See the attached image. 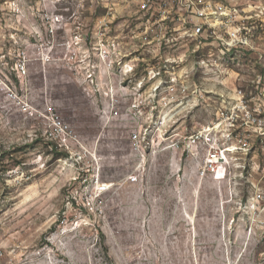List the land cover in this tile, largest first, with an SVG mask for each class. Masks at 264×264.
Listing matches in <instances>:
<instances>
[{"label": "rangeland", "instance_id": "374dc122", "mask_svg": "<svg viewBox=\"0 0 264 264\" xmlns=\"http://www.w3.org/2000/svg\"><path fill=\"white\" fill-rule=\"evenodd\" d=\"M135 11L131 0H0L1 46L9 39L31 53L44 42L52 47H42L41 59L30 64L32 103L54 106L93 147L107 187L96 194L93 171L79 177L66 153L34 136L42 120L0 92V264H264V201L252 200L264 196L261 156L198 180L180 152L160 151L143 180L127 181L135 163L131 120L102 115L72 66L81 54L77 59L67 43L80 33L90 47L102 18ZM191 60L193 109L171 117L188 131L208 123L234 88L250 90L263 75L256 53L223 57L201 46Z\"/></svg>", "mask_w": 264, "mask_h": 264}, {"label": "built area", "instance_id": "2783aa9c", "mask_svg": "<svg viewBox=\"0 0 264 264\" xmlns=\"http://www.w3.org/2000/svg\"><path fill=\"white\" fill-rule=\"evenodd\" d=\"M131 1L136 11L128 18L113 15L112 20L108 16L100 20L91 48L80 33L67 43L77 59L81 54L78 62L69 58L85 94L100 101L102 115L131 120L127 132L135 163L127 181L143 180L155 154L166 150L180 152L198 180L250 155L264 159V67L250 90L236 87L225 95L226 101L208 123L188 131L171 118L193 109L188 103L196 97L198 85L188 67L201 46L217 48L223 57L233 51L256 53L264 62V38L257 31L264 12L261 4L251 3L255 10L247 12L243 5L225 0ZM62 18L57 16V21ZM37 47L31 53L9 39L0 43V92L21 113L42 120L43 127L34 136L66 153L79 177L93 171V191L100 195L107 187L100 183V157L93 147L54 106L39 109L32 103L30 64L41 59L42 47L52 49L45 42ZM252 200L264 201V196L257 193Z\"/></svg>", "mask_w": 264, "mask_h": 264}, {"label": "crops", "instance_id": "0c3cea01", "mask_svg": "<svg viewBox=\"0 0 264 264\" xmlns=\"http://www.w3.org/2000/svg\"><path fill=\"white\" fill-rule=\"evenodd\" d=\"M255 3H258V4H261V9L263 10L264 9V3H262V2H255ZM248 4H246L245 3V5H244V7H245V10L247 11V12H250V9L249 8H247L248 6H247ZM251 8L253 9V7L251 6ZM259 10V8H257V12H260V10ZM258 22L260 23V25H259V29L257 30L258 31V33H261V35L263 36V38H264V12H263V14L261 15V19L260 20H258ZM263 41H264V39L261 41L262 42V46L264 47V43H263Z\"/></svg>", "mask_w": 264, "mask_h": 264}]
</instances>
